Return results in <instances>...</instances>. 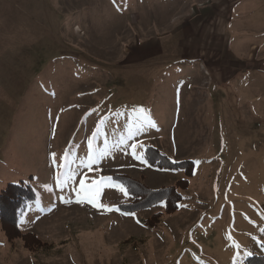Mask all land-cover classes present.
I'll return each instance as SVG.
<instances>
[{"label": "rangeland", "instance_id": "rangeland-1", "mask_svg": "<svg viewBox=\"0 0 264 264\" xmlns=\"http://www.w3.org/2000/svg\"><path fill=\"white\" fill-rule=\"evenodd\" d=\"M147 146L193 162L174 213L77 203L81 179L114 208L133 197L102 178L185 179L148 165ZM21 182L34 199L0 220V264L262 255L264 0H0V193Z\"/></svg>", "mask_w": 264, "mask_h": 264}, {"label": "trees", "instance_id": "trees-1", "mask_svg": "<svg viewBox=\"0 0 264 264\" xmlns=\"http://www.w3.org/2000/svg\"><path fill=\"white\" fill-rule=\"evenodd\" d=\"M143 158L151 167L160 170H183L185 179L177 181L174 185L161 187L159 189H149L143 183L135 180L127 175L113 174L112 180L123 184L128 194L133 197V201L127 204H119V210L125 213H135L136 211L156 205L164 204V213L172 214L178 209V203L181 201V189H186L188 178L193 175L194 166L191 160L173 161L163 155L159 149L147 146L144 150ZM33 191L31 187L25 183H9L0 193V220L4 223L9 218L8 215L15 213L16 210L30 201H33ZM161 213L155 214L150 219L151 223L158 220ZM21 238L28 245L27 241L32 235L30 233H21ZM37 242V241H36ZM264 251V241L260 244ZM244 264H264V252L262 255H252L244 260Z\"/></svg>", "mask_w": 264, "mask_h": 264}, {"label": "snow or ice", "instance_id": "snow-or-ice-1", "mask_svg": "<svg viewBox=\"0 0 264 264\" xmlns=\"http://www.w3.org/2000/svg\"><path fill=\"white\" fill-rule=\"evenodd\" d=\"M139 115H144V110L140 109L139 110ZM91 146V145H90ZM137 147H142V145H136L133 144L132 145V151H133V155L137 156L138 159H142V156H138L136 149ZM106 153H102L101 156L105 155ZM98 159V158H97ZM89 164L86 165V167H88L89 169H91L92 163L95 162V160L92 158L91 155H89ZM53 164L56 163V159H55V153H53ZM61 167H63V165H61ZM75 173H73L69 178H74ZM103 180H107L109 182L112 181L111 177H105L102 178ZM59 183V181H58ZM101 182L100 181H93L91 185L86 184L85 179H81L79 181V189L77 190V203H81L83 201H87L88 203L92 204L95 207H100V208H104L107 211H119L118 208H114V207H109L106 205H102V204H97L96 200H95V196L94 195H90V193H97L99 192V184ZM112 186L118 188L121 192H123L125 195H127V192L125 190V188L120 185V184H113ZM124 215H131V216H135V213H123ZM139 223V221H137ZM228 239H231V236L228 237ZM238 247V246H237Z\"/></svg>", "mask_w": 264, "mask_h": 264}]
</instances>
